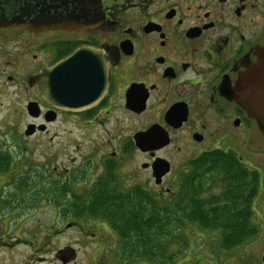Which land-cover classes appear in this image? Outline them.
I'll list each match as a JSON object with an SVG mask.
<instances>
[{
  "label": "flooded vegetation",
  "instance_id": "1",
  "mask_svg": "<svg viewBox=\"0 0 264 264\" xmlns=\"http://www.w3.org/2000/svg\"><path fill=\"white\" fill-rule=\"evenodd\" d=\"M74 2L78 8L93 7L95 21L81 28L38 31L0 23V84L18 87L16 121L26 118L16 134L19 142L47 133L57 121L74 124L83 134L96 130L99 138L108 135L106 143L93 148L103 156L89 173L94 178L88 185L82 163L69 171L64 168L51 185L69 191V184L84 183L85 194L113 175L112 187L131 197L136 192L150 196L156 209L175 203L181 207L189 182L208 186L201 191L208 199L219 195L215 186L221 189L224 177L229 188L234 176L221 175L206 161L231 155L242 163L236 168L247 169L240 155L249 132L264 140V126L244 106L254 102V90L264 88V75L258 72L241 80L264 54V0ZM8 8L9 0H0V11ZM47 67L53 68L49 99L28 84L29 76ZM29 124L35 128L27 134ZM111 140L131 149L123 148L129 163L123 164L120 147H109ZM135 153L145 159L137 163ZM127 164L132 167L125 173ZM256 172L263 171L257 167ZM34 201L33 196H0L2 251L23 242L15 232L21 227L14 221L19 216L16 207H32ZM60 220L54 232L72 230L77 237L55 249L52 264H153L135 259L132 250L124 253L128 246L119 243L114 229L103 221L91 219L92 227L74 228L77 217L65 214ZM105 232L109 238L104 243ZM263 252L256 254L260 264Z\"/></svg>",
  "mask_w": 264,
  "mask_h": 264
},
{
  "label": "rangeland",
  "instance_id": "2",
  "mask_svg": "<svg viewBox=\"0 0 264 264\" xmlns=\"http://www.w3.org/2000/svg\"><path fill=\"white\" fill-rule=\"evenodd\" d=\"M0 85V154L2 155L0 159H4L5 162L8 159L6 168H0V196H33L35 199L34 203L30 202L32 207H27L26 203L17 204L16 211L19 216H16L17 219L14 221H18L17 225L21 227L15 232L20 233L23 242L9 247L7 253L6 249L4 252L1 250L3 248H0V264H52L55 259V249L70 238L76 239L77 232L65 230L61 235L59 232H54L61 224L60 216L65 215V212H63L60 193L51 186L50 181L58 174H63L60 171L64 168L69 171L82 163L84 165H81V168L84 169L82 171L86 177L82 178L88 185L94 178L89 173H92L95 163L103 156L102 151L97 149L95 153L93 148L100 147L101 141L106 143L108 135L104 133L102 138H99L95 133L96 130L83 134L74 124L57 121L50 126L47 133L37 138L25 137L19 142L17 131L26 122V118L21 123L16 121L14 106L19 90L10 82ZM24 96H26L25 87ZM120 140H111L112 144L109 147L116 151L120 147L122 151L119 156L123 164H126L129 163L127 150L131 149L127 148L124 142L120 144ZM243 145L240 155L242 162L247 169L253 171L251 176L249 173L250 180L254 181L256 176V185L258 181L257 194L252 197L249 206L251 214L249 220L257 228L255 234L224 248L219 246L223 237L222 230L220 232L213 228L200 229L194 224H187L180 232L179 239L177 241L172 239L173 241L166 245L167 256L172 257L174 253L176 255L179 253L180 256L179 250L184 248L182 240L185 238L189 243L186 254L182 255L183 264H260V259L259 262L256 261V254L264 251V140L256 135L252 137L249 132L247 141ZM134 158L140 163L145 156L135 153ZM130 167L132 164L125 165V173ZM257 167L263 171L258 177ZM84 183H73L68 187L74 192H83L86 189ZM219 190L216 184L215 192ZM70 195L71 190L65 197L68 198ZM55 198L57 200L54 202ZM14 221L9 222L10 225ZM75 223L74 228H90L94 224L92 221L86 223L79 219ZM106 235L107 232L104 234V243L108 237Z\"/></svg>",
  "mask_w": 264,
  "mask_h": 264
},
{
  "label": "trees",
  "instance_id": "3",
  "mask_svg": "<svg viewBox=\"0 0 264 264\" xmlns=\"http://www.w3.org/2000/svg\"><path fill=\"white\" fill-rule=\"evenodd\" d=\"M210 159L211 162L209 160L206 162L216 165V171L221 175L230 173L234 176L228 183L229 188H227V178L224 177L223 188L220 189L219 195L208 199L201 196V191L209 188L208 186L203 184L194 186L189 182L183 189L181 207L175 203L172 208L167 206L165 209H156L153 203L149 202H153L150 196H141L138 192L132 197L125 195L120 189L111 186L116 179H113V175L91 186L85 194L74 192L70 188L71 195L66 198L65 195L68 193L66 186H55V189L60 193L65 214H71L86 223L94 219L107 223L118 235L119 243L128 246L124 248V253L127 254L132 250L135 259L146 258L153 264H161L160 260L165 259L183 263L182 255L186 254L189 243L187 239L182 240L184 248L179 250L180 256L179 253L178 255L174 253L172 257L167 256L166 245L172 239L176 241L179 239L184 225L194 224L200 229L213 228L220 232L222 230L223 237L219 246L224 248L237 244L236 242L241 239L245 240L257 230L249 220L250 202L258 185V181L256 185V176L254 181L250 180L253 171L250 172V169L241 166L236 168V165L242 163L231 155H215ZM6 164L8 159L6 162L0 159L1 169H5ZM55 200L57 198L53 201ZM176 206L179 208L178 211Z\"/></svg>",
  "mask_w": 264,
  "mask_h": 264
},
{
  "label": "water",
  "instance_id": "4",
  "mask_svg": "<svg viewBox=\"0 0 264 264\" xmlns=\"http://www.w3.org/2000/svg\"><path fill=\"white\" fill-rule=\"evenodd\" d=\"M74 1L75 0H9V8L6 11H0V23L6 26L21 25L31 31H38L51 28H81L94 22V18H96L97 14L96 10L93 9V7H85V5L78 8L75 6ZM98 14L100 15L101 12ZM261 60H263V64L260 63ZM259 61L258 64H254L248 73L242 77V83H244L246 79L255 76L258 72L264 75V54L260 56ZM65 63V60L61 61L59 66H64ZM51 69L53 68H43L39 74L31 75L28 78V84L30 86L36 85L39 93L47 99H49L48 91L51 85L50 79L53 76V71ZM63 83L64 81L60 82L61 85ZM263 94L264 88L254 90V102L244 106L248 114L257 119V121L264 126V97L261 98ZM32 107L33 106H29V110ZM34 128L35 125L29 124L25 132L29 134ZM39 128L42 129V127ZM138 145L141 146L139 143ZM262 261L264 262V253L262 255Z\"/></svg>",
  "mask_w": 264,
  "mask_h": 264
}]
</instances>
